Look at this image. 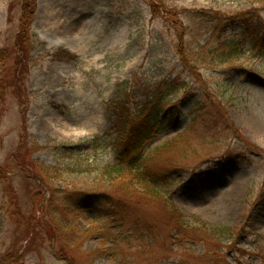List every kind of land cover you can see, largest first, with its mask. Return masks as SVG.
Returning <instances> with one entry per match:
<instances>
[{
  "label": "rangeland",
  "instance_id": "374dc122",
  "mask_svg": "<svg viewBox=\"0 0 264 264\" xmlns=\"http://www.w3.org/2000/svg\"><path fill=\"white\" fill-rule=\"evenodd\" d=\"M152 1L32 0L28 24V0H0V264H264V0ZM62 36L72 43L55 45ZM231 43L242 55L225 63ZM123 84L133 88L126 112ZM165 87L176 108L157 116L164 129L150 149L184 135L201 150L184 160L162 151L153 180L186 220L234 231L220 239L223 261L171 238L166 205L150 200L128 199L121 229L100 205L67 217L53 201L69 223L54 240L49 189L57 199L111 195L103 167L115 161L122 117ZM104 224L118 229L117 258L95 238ZM74 235L82 248L63 257Z\"/></svg>",
  "mask_w": 264,
  "mask_h": 264
},
{
  "label": "trees",
  "instance_id": "16d2710c",
  "mask_svg": "<svg viewBox=\"0 0 264 264\" xmlns=\"http://www.w3.org/2000/svg\"><path fill=\"white\" fill-rule=\"evenodd\" d=\"M30 2H32V0H28L29 9L31 6ZM155 2L161 4L163 0H155ZM155 2L152 1L153 10L155 9L154 5H157ZM31 8L28 14V24L31 23L34 14L33 7ZM235 19L245 24V29L248 34L251 32L253 26L248 19H242L241 15L236 16ZM22 27H24L23 23ZM248 37L251 36H245L244 38L246 39H244V41L247 40ZM251 46L253 49L256 45L252 42ZM263 47L264 46H261V48ZM241 50V43H231V45H228L224 51L221 52V60H224L223 62L226 63L231 59H238L242 55V53H240ZM259 56L264 57V51H262ZM132 90L133 88L128 87L127 84L120 85L117 88V98L120 100L119 104L123 112H126L123 109L126 104H128L127 99H129ZM168 91V87L160 88L158 93L156 91L153 99L142 105L140 109L134 110L132 114L127 110L129 114L128 121L124 118L122 111H120L125 121L119 125L120 132H118L117 137L118 148L115 161L109 166L103 167L105 170L103 175L109 178L108 181L114 183L115 188L111 195L106 198L103 193L99 192H64L57 199L54 191L49 189L50 201L48 202L47 214L51 226H49L47 230L49 234L50 231L52 232L53 236L51 237L54 238V240L57 239L54 235H57L59 228L61 227L65 230L66 225L69 223L67 221L63 222L57 218L54 209L51 207L53 201H58L57 204L63 207L67 217H71L75 212L93 209L97 205H100L106 210V214L108 213L106 217L109 220H114L113 224L115 225L116 223L121 229L124 224V219L127 217L124 215V213H126L125 209H127V200L136 199L137 201L144 200L149 202L150 200L166 205V209L169 211L167 226L171 227L170 237H173L174 240L182 242L187 241L191 244H202L204 247L203 250L205 251L204 254L211 256H214V254L218 256V253L225 248L223 246L221 247L220 239L226 238L230 240L234 233L233 230L226 227L211 226L195 217H190V219L186 220L174 206H169L170 200L168 198L165 199L161 189L153 180L159 173L153 171L151 165L162 151H164L166 155H170V157L175 155L184 160L187 158L194 159L197 156L198 150H201V146L193 142H186L184 135L165 143L163 146L156 148V150L150 149L153 141L159 137L164 129L159 120H157V116L165 111L176 108L171 104V101L168 100V95L164 94L166 92L168 93ZM175 112L176 114L171 116L173 122L179 120V112L177 110H175ZM132 119H137L138 121L135 122L132 121ZM206 145L207 144H205V146ZM168 165L171 169L173 168V170H176L179 166L177 161H169ZM102 228V232L95 238L105 239V241L109 242L112 247L113 255L117 258L119 256V249L117 246L119 240L118 237H116L117 235L113 234L112 236L111 233L117 232L118 229H107L105 228V224ZM97 232L98 231H96V233ZM92 235L93 234H91V236ZM33 237L34 235L28 233V235H26V240L31 241ZM73 237V239H70L65 244H61L59 252L63 254V257L67 256V254H65L66 251H72L74 248L78 251L81 250L82 246L79 245L78 247L77 245L79 238H77L76 235ZM70 245H73V247ZM84 254L85 256L95 257L98 253L89 252ZM218 258L220 262L223 261V257L218 256Z\"/></svg>",
  "mask_w": 264,
  "mask_h": 264
},
{
  "label": "bare ground",
  "instance_id": "6f19581e",
  "mask_svg": "<svg viewBox=\"0 0 264 264\" xmlns=\"http://www.w3.org/2000/svg\"><path fill=\"white\" fill-rule=\"evenodd\" d=\"M59 26L57 24H53V31L57 32L58 31ZM72 43V39L62 36V37H57L56 43L55 45H63V46H68ZM71 47V46H70ZM78 132H73L72 134H70L71 136H75ZM83 133V132H82Z\"/></svg>",
  "mask_w": 264,
  "mask_h": 264
}]
</instances>
